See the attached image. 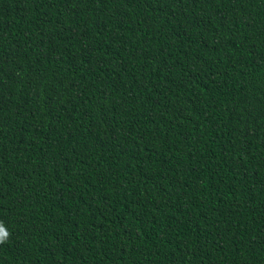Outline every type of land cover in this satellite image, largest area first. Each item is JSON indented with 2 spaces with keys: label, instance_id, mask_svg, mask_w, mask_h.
<instances>
[{
  "label": "trees",
  "instance_id": "16d2710c",
  "mask_svg": "<svg viewBox=\"0 0 264 264\" xmlns=\"http://www.w3.org/2000/svg\"><path fill=\"white\" fill-rule=\"evenodd\" d=\"M0 264H264V0H0Z\"/></svg>",
  "mask_w": 264,
  "mask_h": 264
},
{
  "label": "clouds",
  "instance_id": "9594fccd",
  "mask_svg": "<svg viewBox=\"0 0 264 264\" xmlns=\"http://www.w3.org/2000/svg\"><path fill=\"white\" fill-rule=\"evenodd\" d=\"M11 233L0 222V245H4L10 239Z\"/></svg>",
  "mask_w": 264,
  "mask_h": 264
}]
</instances>
